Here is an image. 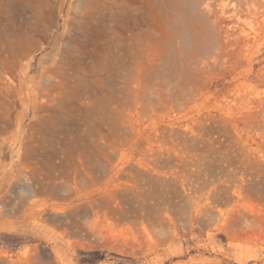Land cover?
I'll list each match as a JSON object with an SVG mask.
<instances>
[{
    "label": "rangeland",
    "instance_id": "1",
    "mask_svg": "<svg viewBox=\"0 0 264 264\" xmlns=\"http://www.w3.org/2000/svg\"><path fill=\"white\" fill-rule=\"evenodd\" d=\"M151 2L0 0V264H264V18L195 71Z\"/></svg>",
    "mask_w": 264,
    "mask_h": 264
},
{
    "label": "bare ground",
    "instance_id": "2",
    "mask_svg": "<svg viewBox=\"0 0 264 264\" xmlns=\"http://www.w3.org/2000/svg\"><path fill=\"white\" fill-rule=\"evenodd\" d=\"M151 4H153L151 15L145 17V27L151 35L148 37L149 40L154 39L158 29L165 28L175 30L177 35L174 33L173 39L177 40V46L191 44L196 47L202 42L206 32H210L211 42L207 44L206 52L194 56L190 61L195 71L210 65L216 54L226 48L222 37L218 39L221 31L219 20L222 17L228 15L236 20V23L231 25L236 29L231 32L234 44L248 48L262 35L264 36V30L262 35L259 32L253 35L246 28V25L252 26L259 17L264 18V0H154ZM230 4L234 8L231 9ZM198 25L199 30L196 29ZM173 75L174 71L168 76ZM261 107L264 112V102L261 103Z\"/></svg>",
    "mask_w": 264,
    "mask_h": 264
}]
</instances>
